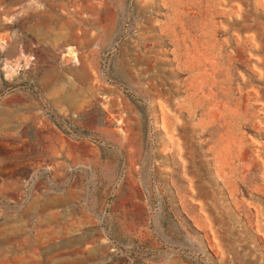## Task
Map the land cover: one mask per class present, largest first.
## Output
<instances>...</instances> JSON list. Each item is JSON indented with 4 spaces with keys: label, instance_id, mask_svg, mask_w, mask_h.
<instances>
[{
    "label": "rangeland",
    "instance_id": "374dc122",
    "mask_svg": "<svg viewBox=\"0 0 264 264\" xmlns=\"http://www.w3.org/2000/svg\"><path fill=\"white\" fill-rule=\"evenodd\" d=\"M0 264H264V0H0Z\"/></svg>",
    "mask_w": 264,
    "mask_h": 264
}]
</instances>
